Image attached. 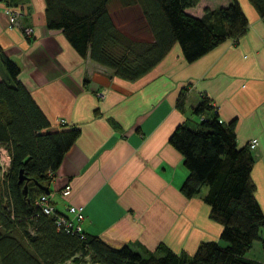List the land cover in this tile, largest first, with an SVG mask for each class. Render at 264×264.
I'll return each instance as SVG.
<instances>
[{"label": "crops", "instance_id": "obj_1", "mask_svg": "<svg viewBox=\"0 0 264 264\" xmlns=\"http://www.w3.org/2000/svg\"><path fill=\"white\" fill-rule=\"evenodd\" d=\"M229 1L199 0L186 12L200 17L205 7ZM237 1L247 25L236 40L226 39L191 62L174 43L147 73L127 81L82 58L61 30L47 28L44 0H0V46L19 66V79L53 129H80L48 187L57 211L82 207V232L135 251L163 244L191 253L200 241L217 240L221 227L201 200L206 188L190 198L181 194L186 170L168 143L176 125L199 119L191 107L200 94L210 99L220 121L235 120L239 147L257 140L250 177L264 213V16L248 0ZM6 4L21 11L17 25H10ZM24 26L33 27L32 37L24 36ZM5 76L0 62V80ZM182 87L186 97L179 111L175 100ZM68 183L71 191L64 197L60 190ZM245 256L264 263L260 242Z\"/></svg>", "mask_w": 264, "mask_h": 264}, {"label": "trees", "instance_id": "obj_2", "mask_svg": "<svg viewBox=\"0 0 264 264\" xmlns=\"http://www.w3.org/2000/svg\"><path fill=\"white\" fill-rule=\"evenodd\" d=\"M136 5L146 36L115 23L112 0H44L45 23L61 30L82 57L111 70V75L134 81L153 68L174 43L191 62L226 39L236 40L247 19L237 0L200 17L186 12L199 0H120ZM264 16V0H248ZM139 25V24H138ZM6 71L0 80V146L10 164L0 168V264H264L245 256L254 241L264 252V213L254 197L250 177L254 157L248 145L235 141V120H219L210 99L199 95L189 118L172 130L168 143L181 156L186 175L179 191L186 198L205 193L209 219L221 227L217 240L200 241L191 253H175L163 244L154 250L135 251L123 244L113 247L100 236L68 232L54 216L36 204L44 192L34 181L48 185L66 151L80 133L76 126L50 121L19 79L20 68L0 46ZM186 87L176 97L183 111ZM20 170L25 179L19 181ZM28 185L27 195L22 192Z\"/></svg>", "mask_w": 264, "mask_h": 264}, {"label": "built area", "instance_id": "obj_3", "mask_svg": "<svg viewBox=\"0 0 264 264\" xmlns=\"http://www.w3.org/2000/svg\"><path fill=\"white\" fill-rule=\"evenodd\" d=\"M6 12L9 16V22L11 26L17 25V18L21 11L17 10L15 7L10 4H6ZM23 34L30 38L34 34V29L31 26L22 27ZM262 43L264 45V37L262 38ZM257 144L256 139H250L247 142L248 148L251 150ZM10 164V156L7 149L3 146H0V168L2 172H5ZM71 185L65 184L61 188L60 193L62 196L66 197L70 194ZM36 204L41 208L42 212L49 216L55 217V222L59 227L64 228L66 231L78 232L81 234V237H84L83 232L80 229V222L84 218V213L82 207L78 206H68L67 212H59L56 210L53 205V194L43 193L37 198Z\"/></svg>", "mask_w": 264, "mask_h": 264}, {"label": "rangeland", "instance_id": "obj_4", "mask_svg": "<svg viewBox=\"0 0 264 264\" xmlns=\"http://www.w3.org/2000/svg\"><path fill=\"white\" fill-rule=\"evenodd\" d=\"M120 4V0H112L110 4L111 15L116 24H119L124 30H130V33L133 35L142 34L146 36L147 34L138 7L136 5L121 6Z\"/></svg>", "mask_w": 264, "mask_h": 264}, {"label": "water", "instance_id": "obj_5", "mask_svg": "<svg viewBox=\"0 0 264 264\" xmlns=\"http://www.w3.org/2000/svg\"><path fill=\"white\" fill-rule=\"evenodd\" d=\"M25 179V176L23 174V170H20V173H19V181H23ZM36 183V185L46 194H49L50 193V190H49V187L48 185H44V184H41L39 183L38 181H34ZM22 192L24 195H27V192H28V185L27 183L24 184L23 186V189H22Z\"/></svg>", "mask_w": 264, "mask_h": 264}]
</instances>
